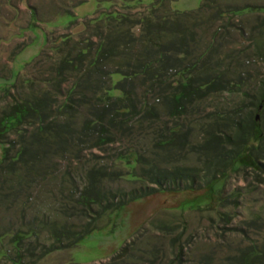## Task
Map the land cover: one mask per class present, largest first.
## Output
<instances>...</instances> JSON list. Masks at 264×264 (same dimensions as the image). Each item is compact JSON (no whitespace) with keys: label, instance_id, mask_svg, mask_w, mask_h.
Instances as JSON below:
<instances>
[{"label":"trees","instance_id":"trees-1","mask_svg":"<svg viewBox=\"0 0 264 264\" xmlns=\"http://www.w3.org/2000/svg\"><path fill=\"white\" fill-rule=\"evenodd\" d=\"M132 1L135 7L122 8L135 15L114 10L84 21L86 39H54L27 73L14 78L11 66L4 77L0 211L15 204L18 213L9 225L0 218V262L38 264L97 230L116 231L131 202L157 193H196L180 201L182 211L226 205L227 166L248 163L246 149L259 151L264 130L255 118H241L244 105L235 101L251 98L250 81L236 55H224L221 27L211 29L229 9L203 0L182 19L187 11L173 9L172 0ZM262 93L250 99L258 109ZM195 132L199 142L189 136ZM190 155L198 158L192 165ZM30 200L49 208L28 215ZM153 226L154 234L127 240L101 264H264L263 217L240 226L239 238L204 236L203 250L183 218Z\"/></svg>","mask_w":264,"mask_h":264},{"label":"rangeland","instance_id":"rangeland-1","mask_svg":"<svg viewBox=\"0 0 264 264\" xmlns=\"http://www.w3.org/2000/svg\"><path fill=\"white\" fill-rule=\"evenodd\" d=\"M152 1L143 0L146 4ZM202 2L203 0H172L171 5L173 9L190 12L181 13L180 18L184 19L188 14L192 16ZM144 3H141L140 7L146 6ZM216 3L221 4L222 8L229 9V13L226 15L223 13L220 19L216 18V21H212L211 29L221 27L220 32L224 35L221 47L226 53L224 55L235 54L240 60L242 70L246 72L244 76L250 81L248 88H250L251 98L245 95L235 97L237 103L244 105L241 106L240 117L255 118L258 128L264 130V102L258 101L261 104L259 109L250 102L254 94L261 96L264 90V8H262L264 0H216ZM249 3L252 6H249ZM135 4L132 0H0V98L2 97L1 88L6 83L4 77L9 76L8 71L11 66L14 78H17L20 73L21 77L22 72L27 73L31 68L30 63L27 66L26 64L40 52L48 51L51 46H54V39L58 41L60 37L70 35L76 41H82L91 32L89 28L80 32L84 27V21L94 19L101 13L102 15L112 14L114 10H119V15H135L136 9L122 8L124 5L135 7ZM234 11L240 13L235 15ZM212 13V10L206 11V15ZM14 57L16 59L13 61ZM238 59L230 62L231 66ZM11 61H13L12 65ZM2 106L0 104V109ZM169 123L177 125L173 121ZM192 134L189 136H193V140L199 142L198 133ZM253 143L249 144L254 145ZM255 144L257 145V142ZM258 146L259 151H255L256 154L253 151V154L248 152L247 149L242 151V154H248V163L227 166V178L224 180L221 195L224 198L229 197L228 204L217 205L211 211L206 209L182 211L178 206L180 201L191 198L196 193L188 190L179 193H157L141 201L131 202L127 207L129 209L127 223L124 221L116 231L97 230L74 247L46 255L38 264L107 263L115 257L127 240L140 239L142 236L146 238L147 234H154L153 222L168 220L171 216L183 218L188 222L187 233L192 232L198 235L201 243L198 246L199 250L205 249L202 248L204 236L211 237L218 233L227 239L239 238L237 229L245 225L246 221L258 217L264 218V173L261 171V164L264 163V140L263 143L259 141ZM230 147L234 146L229 144L226 149ZM3 152L1 148L0 155ZM254 154L258 159L253 156ZM195 160L198 161L197 156L190 155L186 162L192 165ZM112 185L130 188L127 182H114ZM19 201L22 204L24 199ZM14 205V208L0 211V218L6 220L7 225L9 220L14 221L17 218L18 210ZM26 205L28 215L34 208L44 210L49 208L44 200H30ZM224 212L231 214L230 223L221 219ZM107 220V218L103 219V223ZM6 246H8L7 243ZM0 264H12V262L5 259L1 260Z\"/></svg>","mask_w":264,"mask_h":264},{"label":"flooded vegetation","instance_id":"flooded-vegetation-1","mask_svg":"<svg viewBox=\"0 0 264 264\" xmlns=\"http://www.w3.org/2000/svg\"><path fill=\"white\" fill-rule=\"evenodd\" d=\"M153 1H154V0H153ZM153 1H152V2H153ZM152 2H151V3H152ZM171 3H172V1H171ZM201 4H202V3H201ZM200 7H201V5H200ZM200 7H199V8H200ZM199 8H197V9H195V10H198ZM263 8H264V7H263Z\"/></svg>","mask_w":264,"mask_h":264},{"label":"bare ground","instance_id":"bare-ground-1","mask_svg":"<svg viewBox=\"0 0 264 264\" xmlns=\"http://www.w3.org/2000/svg\"><path fill=\"white\" fill-rule=\"evenodd\" d=\"M201 162V161H200ZM222 169V168H221ZM201 170V169H200ZM199 171V170H198ZM207 171V170H206ZM205 172V171H204Z\"/></svg>","mask_w":264,"mask_h":264}]
</instances>
